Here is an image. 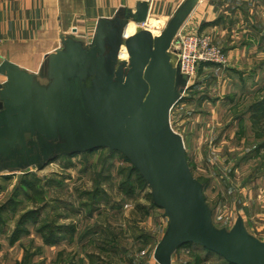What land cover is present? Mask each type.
<instances>
[{
  "label": "rangeland",
  "instance_id": "1",
  "mask_svg": "<svg viewBox=\"0 0 264 264\" xmlns=\"http://www.w3.org/2000/svg\"><path fill=\"white\" fill-rule=\"evenodd\" d=\"M126 28L120 22L108 27L117 66L127 51ZM261 42L250 55L202 64L179 83L166 134L170 145L182 142L215 227L233 232L240 224L264 243ZM170 53L177 63L175 47ZM78 97L85 111V98L94 102L93 92ZM130 123L103 126L101 136L92 134L43 168L0 174V264H232L195 242L179 243L171 217L154 199L149 168L132 152L94 146L132 143Z\"/></svg>",
  "mask_w": 264,
  "mask_h": 264
},
{
  "label": "water",
  "instance_id": "2",
  "mask_svg": "<svg viewBox=\"0 0 264 264\" xmlns=\"http://www.w3.org/2000/svg\"><path fill=\"white\" fill-rule=\"evenodd\" d=\"M198 1L189 0L181 6L161 34L156 36L149 29H142L126 38L130 59L118 66L110 59L108 27L115 22L128 26V19L110 22L105 30H98L95 44L90 47L66 38L65 48L49 56L55 69L56 89H67L71 78L83 75L90 77L100 90L99 95L94 88L85 92L94 93L93 103L84 100L86 111L80 109L81 100L76 99L74 112L79 118L46 106L34 96L33 75L5 61L1 71L7 74L8 81L0 85V124L10 116H15L21 127L35 116H43L47 122L55 120L54 138L60 140L50 149L37 151V159L32 162L43 168L64 152L70 139L72 146L84 143L92 134L101 136L100 128L107 124L120 128L131 120L128 138L132 143L109 141L94 146L123 148L149 168L154 179V199L171 217L172 234L179 243L195 242L232 264H264V243L251 238L240 224L233 232L215 227L202 186L189 169L182 142L172 146L167 138L166 123L176 86L186 81V76L171 62L170 49L179 26ZM142 5L147 10L148 3ZM146 14L145 11L135 21H145Z\"/></svg>",
  "mask_w": 264,
  "mask_h": 264
},
{
  "label": "crops",
  "instance_id": "3",
  "mask_svg": "<svg viewBox=\"0 0 264 264\" xmlns=\"http://www.w3.org/2000/svg\"><path fill=\"white\" fill-rule=\"evenodd\" d=\"M187 1L0 0V85L8 81L7 74L1 71L3 63L12 62L33 75L36 98L48 107L79 118L74 112L78 94L94 88L99 95L100 90L90 77L83 75L71 78L67 89L57 90L50 54L64 49L66 38L85 47L93 46L98 30H105L116 20L134 22L128 24L125 39L134 35L136 28L161 34ZM144 2L148 3L147 10ZM145 11V21H135ZM193 33L210 34L227 53L229 62L250 55L249 49L264 41V0H199L177 30V35ZM43 120V116H35L21 127L16 117L10 116L0 124V174L37 166L32 164L37 151L50 149L60 140L54 138L55 120ZM72 143L73 139L67 141L64 152L70 150ZM25 164L30 165L22 168Z\"/></svg>",
  "mask_w": 264,
  "mask_h": 264
},
{
  "label": "built area",
  "instance_id": "4",
  "mask_svg": "<svg viewBox=\"0 0 264 264\" xmlns=\"http://www.w3.org/2000/svg\"><path fill=\"white\" fill-rule=\"evenodd\" d=\"M174 47L178 55L174 65L186 78L193 77L202 64H227L229 60L227 53L215 44L210 34H178L171 49Z\"/></svg>",
  "mask_w": 264,
  "mask_h": 264
},
{
  "label": "bare ground",
  "instance_id": "5",
  "mask_svg": "<svg viewBox=\"0 0 264 264\" xmlns=\"http://www.w3.org/2000/svg\"><path fill=\"white\" fill-rule=\"evenodd\" d=\"M131 23V22H130ZM132 24V23H131ZM139 30L136 28V29H134V34H136L137 32H138ZM160 32H155L154 33V35H158ZM123 40H124V38H123ZM126 40V39H125ZM124 48L126 49V44H124ZM125 51V50H124ZM117 59V58H116ZM129 59H130V56H129V54H128V52L127 51H125V53L122 55V57H121V60H124L123 62H126V61H129ZM170 59H171V62L174 64L175 63V61H176V59H175V57L174 56H170ZM115 61H117V60H115ZM118 63V62H117ZM134 132V131H133Z\"/></svg>",
  "mask_w": 264,
  "mask_h": 264
}]
</instances>
